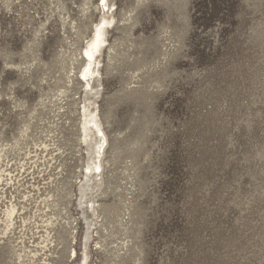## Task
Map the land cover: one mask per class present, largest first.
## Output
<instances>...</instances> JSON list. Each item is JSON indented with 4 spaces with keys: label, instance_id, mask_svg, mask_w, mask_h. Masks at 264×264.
Wrapping results in <instances>:
<instances>
[{
    "label": "rangeland",
    "instance_id": "rangeland-1",
    "mask_svg": "<svg viewBox=\"0 0 264 264\" xmlns=\"http://www.w3.org/2000/svg\"><path fill=\"white\" fill-rule=\"evenodd\" d=\"M103 2L0 0V264H264V0Z\"/></svg>",
    "mask_w": 264,
    "mask_h": 264
},
{
    "label": "bare ground",
    "instance_id": "bare-ground-1",
    "mask_svg": "<svg viewBox=\"0 0 264 264\" xmlns=\"http://www.w3.org/2000/svg\"><path fill=\"white\" fill-rule=\"evenodd\" d=\"M106 4V0L103 2ZM112 20L103 19L101 24L96 25L93 37L88 41L86 47L83 50V57L87 60V68L81 73L83 78L91 76L95 70V62L97 60V54L105 41V28ZM88 83V79H87ZM86 112V121L85 124L95 128L97 134H100L104 138V134L101 131V128L96 120V117L92 111L84 110ZM83 263V262H82Z\"/></svg>",
    "mask_w": 264,
    "mask_h": 264
}]
</instances>
